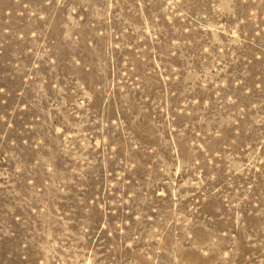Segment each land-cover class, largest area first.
Masks as SVG:
<instances>
[{"label": "rangeland", "instance_id": "374dc122", "mask_svg": "<svg viewBox=\"0 0 264 264\" xmlns=\"http://www.w3.org/2000/svg\"><path fill=\"white\" fill-rule=\"evenodd\" d=\"M0 264H264V0H0Z\"/></svg>", "mask_w": 264, "mask_h": 264}]
</instances>
